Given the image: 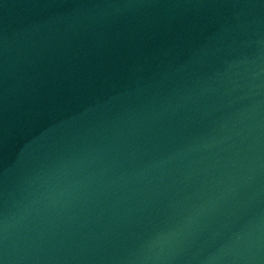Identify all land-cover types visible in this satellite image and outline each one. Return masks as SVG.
Wrapping results in <instances>:
<instances>
[{
	"label": "water",
	"instance_id": "95a60500",
	"mask_svg": "<svg viewBox=\"0 0 264 264\" xmlns=\"http://www.w3.org/2000/svg\"><path fill=\"white\" fill-rule=\"evenodd\" d=\"M0 264H264V0H0Z\"/></svg>",
	"mask_w": 264,
	"mask_h": 264
}]
</instances>
